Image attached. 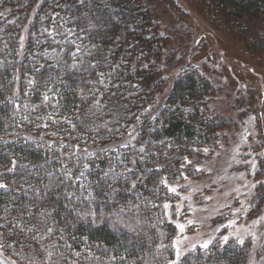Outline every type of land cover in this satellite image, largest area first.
Instances as JSON below:
<instances>
[{
	"label": "trees",
	"instance_id": "obj_1",
	"mask_svg": "<svg viewBox=\"0 0 264 264\" xmlns=\"http://www.w3.org/2000/svg\"><path fill=\"white\" fill-rule=\"evenodd\" d=\"M35 2L0 0V251L16 264H247L229 240L176 258L166 218L167 184L227 127L211 80L160 75L168 38L143 0H41L20 48ZM193 4L264 54V0ZM256 175L264 188L263 159ZM263 210L264 193L243 216Z\"/></svg>",
	"mask_w": 264,
	"mask_h": 264
},
{
	"label": "rangeland",
	"instance_id": "obj_2",
	"mask_svg": "<svg viewBox=\"0 0 264 264\" xmlns=\"http://www.w3.org/2000/svg\"><path fill=\"white\" fill-rule=\"evenodd\" d=\"M143 1L168 38L160 75L185 67L203 73L217 90L209 108L227 125L211 151L185 159V173L167 184L168 191L175 189L165 207L167 220L177 229L175 257L229 240L246 248L247 264H264V210L257 219L243 216L255 196L264 193L256 175L260 160L264 162V54L251 47L249 36L243 43L217 30L210 17L195 9L194 0ZM40 2L36 0L20 28V48ZM261 31L258 25L256 32ZM0 264L16 263L0 251Z\"/></svg>",
	"mask_w": 264,
	"mask_h": 264
},
{
	"label": "snow or ice",
	"instance_id": "obj_3",
	"mask_svg": "<svg viewBox=\"0 0 264 264\" xmlns=\"http://www.w3.org/2000/svg\"><path fill=\"white\" fill-rule=\"evenodd\" d=\"M140 151L143 152V148H141ZM87 167H88L87 165L84 166L85 169H87ZM69 173H71V170H69ZM84 175H85L84 171H81V172H80V176L83 177ZM69 178H70V176H69ZM4 187H5V185L0 184V188H4ZM169 191L174 192L175 189L170 188ZM165 207H167V205H165ZM181 230H182V229H181ZM48 231L50 232L51 229H49ZM225 240H227V237H225ZM202 247L207 248V247H208V244L205 243L204 245H202ZM173 264H175V262H173Z\"/></svg>",
	"mask_w": 264,
	"mask_h": 264
}]
</instances>
